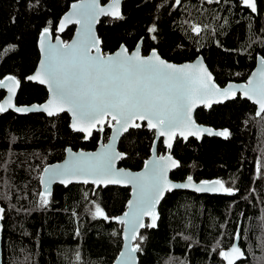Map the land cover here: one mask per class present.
Listing matches in <instances>:
<instances>
[{"label":"trees","instance_id":"obj_1","mask_svg":"<svg viewBox=\"0 0 264 264\" xmlns=\"http://www.w3.org/2000/svg\"><path fill=\"white\" fill-rule=\"evenodd\" d=\"M76 0H0V77L14 75L21 85L16 104L41 103L48 91L27 80L40 59L38 40L45 27L58 33L60 18ZM108 0H103L106 2ZM241 0H125L123 19H101L98 33L105 53L125 44L131 49L143 39L173 62L202 55L215 80L244 81L264 57V0L258 13ZM156 26V32L148 29ZM199 27V33L193 27ZM75 27L62 37L68 41ZM155 36L153 40L151 37ZM10 46H15L10 48ZM5 92L0 91V100ZM237 95L225 103L200 107L198 123L227 129L231 135H204L187 141L177 137L173 154L180 165L174 180L219 179L234 191L223 194L189 190L167 192L159 208L157 226L142 228L139 264H225L220 255L238 235L245 258L236 264H264V113ZM70 116L43 112L0 113V205L5 208L3 264H113L123 245L118 223L127 209L130 187L57 184L46 208L38 206L44 167L62 160L67 148L95 149L106 142L111 124L88 140L70 128ZM155 131L144 124L120 138L125 153L120 166L138 170L151 155ZM162 139L159 153H165ZM96 205L109 219L94 216ZM14 206V207H13ZM77 254L79 259H77Z\"/></svg>","mask_w":264,"mask_h":264},{"label":"snow or ice","instance_id":"obj_2","mask_svg":"<svg viewBox=\"0 0 264 264\" xmlns=\"http://www.w3.org/2000/svg\"><path fill=\"white\" fill-rule=\"evenodd\" d=\"M206 2L211 3L212 0ZM242 2L251 12L257 11V0ZM39 3L40 0H32L29 7L35 8ZM175 3L180 4L181 0H175ZM119 4L120 0H113V6L109 9L98 7L96 0H80V3L73 4L72 13L64 18L58 28V31H63L65 23L71 22L72 16L78 17L75 22L82 25L81 39L72 44L62 42L51 44L48 41L51 30L45 27L40 34V48L44 54L40 71L27 79L46 84L52 99L43 106L24 108L13 105L9 97L7 104H0V113L13 107L16 112L21 113L34 111L40 107L49 116H55L67 110L74 117L72 128L87 132L89 136L90 126L106 116H111L123 131H128L129 127L139 128L140 124L133 123L134 119L139 118L146 120L149 128L158 129L161 135H168L170 132L174 133L176 129L183 128L187 129V135L191 136H199L202 133L225 138L230 136L231 133L227 129L214 132L210 128L197 125L192 119L191 113L197 101L211 107L207 99L210 95L223 97L224 100L232 98L230 93L234 95L233 86L221 90L212 83L211 74L201 64L179 66L171 64L160 58L155 50L151 55L144 57L140 55L139 47L133 53H129L124 46H121L115 55L101 53L98 46L100 41L92 31V24L101 14L123 19ZM192 31L199 33L201 29L197 26L193 27ZM148 32H156V26L150 27ZM151 38L156 39L154 35ZM14 47L10 46L9 50ZM93 49L95 54L92 52ZM260 65L258 72L248 84L241 86L244 95L254 99L259 105L258 116L264 113V57L260 58ZM5 80L15 87L19 86L20 81L15 76H7L0 80V87H7L10 93H14L15 88L6 85ZM180 135L184 136L185 132L181 131ZM168 146L171 147V143ZM68 151L71 152L70 149ZM120 155L112 151L111 146H107L99 154H73L64 165L45 167L43 172L47 179L41 181L45 184V190L39 193L38 206L46 208L49 205L51 192L47 185L55 179L65 184L71 183L75 177H99L101 182L107 180L109 183H121L122 179H126L134 184L136 192L134 205L130 202V207H133L131 219L128 221L119 217L115 219H120L122 223L127 222L134 231L138 225L144 226L139 223L144 213L152 216L149 226L156 227L158 216L154 211L155 204L162 199L168 188L194 187L197 192L222 190L230 194L234 191L231 187H225L221 180L203 181L196 185L191 176L187 177L188 182L185 184H171L166 179L167 166L169 163L172 167L179 166V162L172 160L171 156H161L158 160L150 162L151 168L144 173H124L114 167V161ZM92 182L96 183L95 180ZM84 183H88V180L84 179ZM5 211V208L0 207V221L5 218ZM93 215L109 219L99 205H96ZM125 216H129V213ZM2 227L0 225V229ZM140 250V245L137 244L127 252L121 253L125 258L122 264H134V253ZM220 255L228 264H236L244 253L239 247L233 246L230 251L222 252Z\"/></svg>","mask_w":264,"mask_h":264},{"label":"water","instance_id":"obj_3","mask_svg":"<svg viewBox=\"0 0 264 264\" xmlns=\"http://www.w3.org/2000/svg\"><path fill=\"white\" fill-rule=\"evenodd\" d=\"M125 0H120V4H119V10H120V13H122V7H123V3H124ZM182 1V0H181ZM97 2V5L98 7L100 8H104V9H109L113 6V0H108L106 2H103V0H96ZM242 2V0H241ZM80 3V0H76L74 2H72V4L70 5L69 9L66 10V12L62 15V17L60 18V21L59 23H57L58 25V28L61 24V22L64 21V18L66 16H69L70 13H72L73 11V8H72V5L73 4H78ZM243 6H245L243 4V2L241 3ZM247 7V6H246ZM258 13V6H257V11L255 12V14ZM107 16H110L112 17L111 15H107V14H101L95 23L92 24V31L94 33V35L99 39L100 43H99V47L101 49V53L103 55H115L117 52L120 51L121 49V46H124L127 48V46L125 44H122L120 46L117 47V49L113 52H109V53H105L104 50L102 49V40L100 38L99 33H98V25H99V22L101 21L102 18L104 17H107ZM71 22H66L65 23V26H64V30L63 31H58L59 34H57L56 36H54L52 34V32L50 33V36L48 38V41L53 44V45H56L58 43H63V44H72L74 41H78L81 39V32H82V25L80 23H76L75 21L78 19V17H75V16H72L71 18ZM71 26H74L75 29H74V32L72 34V36H70L71 38L68 40V41H65L64 38L62 37V33H64L69 27ZM39 40H38V45H39V51H40V59H39V62L37 63V67L35 69V71L33 73H31L29 76H33L35 75L38 71H40V64H41V61L44 59V54L42 53L41 51V48H40V37H38ZM142 41H140L137 46H135V48L133 50H129V48H127L129 50V53H133L136 51L137 47H139L140 49V55L141 56H144L143 52H142ZM153 51V50H152ZM152 51L148 54V55H145L144 57H147L149 55H151ZM156 53L160 56V58H162L163 60H166L167 62L171 63V64H175V65H184V64H193V65H196V64H201L203 66V68H206L207 69V72L211 74V81L212 83H214L217 87H219L221 90L223 89H226L228 88L230 85L233 86V92H234V95H232V93H230V96H232V98L228 99V100H232L234 98L237 97V95L241 96L242 98H246L248 100H250V102H253L257 108V112L259 111V105L255 102L254 99H250L249 97L245 96L244 95V92H243V89L241 86H244V85H247L248 84V81L253 77L254 74H256L258 72V69L261 67L260 65V58L263 57L262 55H259L257 56V60H256V65L255 67H253V70L251 71V73L249 74V76L246 78V80L244 81H240V82H236V81H228L226 85L224 86H221L219 83H217V81L215 80V75L212 73V71L209 69L205 59L202 57V55H199L197 56V58L195 57L194 60L192 61H186V62H182V63H177V62H173V61H170L168 59H165L159 52L158 50H156ZM93 54H95V49L92 50ZM7 76H14V75H7ZM7 76H4L3 78L0 77V80H3L5 77ZM27 78V77H26ZM17 80H19L18 78H16ZM28 80V79H27ZM29 81H32V82H36L42 86H44L46 88V90L48 91V96L46 98V100H44L43 102L41 103H37V102H34V103H31V104H16V100H17V94H18V90L20 89V85L21 83L19 84L18 87H15L14 85H11V83L9 81H6L5 80V84L6 85H9V86H12L15 88V91L14 93H10L7 89V87H0V91L3 90V92H5V95L4 97L0 100V104H7L8 100H9V97H11V103L13 105H15L16 107H24V108H32L33 106H43L45 104H47V102L52 99V94L48 88V86L46 84H41L39 83V81L37 80H29ZM208 101L211 103V107L213 104H218L216 103L215 101L219 100L220 102L219 103H225L226 101L228 100H224L223 97H220V96H217V95H210L208 98ZM200 107H206V108H209L205 103H202L200 101H197L196 102V106L194 107V109L192 110V113H191V116H192V119L195 120L196 124L203 127V128H210L212 129L214 132H219V131H223L225 129H217L213 126H210V125H206V124H201V123H198V121L196 120V112H197V109H199ZM9 110H12L14 112L15 111V107L13 108H10L8 109L7 111ZM52 110H55V109H52ZM6 112V111H5ZM32 112H43L46 116H49L47 114L46 111H44L42 108L38 107L36 110L34 111H29V112H16V113H19V114H28V113H32ZM60 113H67L69 116H70V119H71V122H70V128H72V124L74 122V117L72 116V113L65 110L64 112H59L58 114ZM110 123L111 125V133H110V136H109V139L104 142L103 140L100 139L99 143H98V146L95 148V149H91V150H87V149H78V150H74V149H70L67 148L66 150V153H65V157L60 160V161H57V162H54V163H50L48 165H46L45 167H50V166H56V165H64V163L69 160L70 156L73 155V154H99L101 152H103L107 146H111V150L114 151L115 153H118V154H121L118 158L115 159L114 161V167L116 170H122L124 173H131V174H137V173H144L146 171H148L150 168H151V164L150 162L152 161H156L159 159V157L163 156V157H168V156H171L172 160H175V161H179L175 155L173 154V147H174V144H175V141H176V138L177 137H180L182 139H184V141H187L189 138L191 137H194V138H197V139H202L204 137V135H208V136H217V135H209L208 133H202L201 135L199 136H191V135H187V129H183V128H179V129H176L174 131V133L170 132L168 135H161L160 134V131L158 129H153V128H149L147 126V121L146 120H141L139 118H136L134 119L133 123H137V124H140L142 126V124H144L146 126V128H148L149 130H153L155 131V136H154V142H153V145H152V149H150L151 151V155L149 156V158L145 161V163H143V167L138 169V170H132L130 168H127V167H124V166H120L118 164H120L121 160L126 156L124 152H121L120 149H119V143H120V138H122V136L128 132L131 128L133 127H129L128 128V131H123V129L120 128V126L116 123L115 120H113L111 118V116H106L104 118H102V120L98 121V122H95L93 125L90 126L91 128V135L89 136L87 132H80V131H76V132H80L84 135V139L83 140H88L90 139L92 136H93V133L95 131H104V126H106L107 123ZM140 126V127H141ZM102 129V130H101ZM181 131H184L185 132V135L182 136L180 135V132ZM187 137V138H185ZM162 139V142L165 146V150L166 152L165 153H159V151L157 150L158 149V143H159V140ZM169 143H171V147H169ZM71 150V152H69L68 150ZM180 165V163H179ZM44 167V168H45ZM168 170L166 172V179L167 181H169L171 184H185L187 183V178L184 179V180H174L170 175L171 173L177 169L178 167H172L171 166V163L168 164L167 166ZM44 179H47V176L46 174L42 171V174H41V177H40V182ZM84 179H87L88 180V183H84ZM95 180L96 183H93L92 181ZM192 180H193V183L196 184V185H200L201 182L203 181H197L194 177H192ZM216 180H219V179H214V180H206L208 182H212V181H216ZM73 183H76V184H91L94 186L95 189L99 188L100 186L101 187H106V186H109V185H116V186H123V187H130V191H131V196H130V199L129 201L126 203L127 204V209L120 215L118 216L119 218L125 220V221H128L129 219H131V212L133 211V207H130V202H133V205H134V202L136 200V192L134 190V184L132 183H129L126 179H122L121 183H109L107 180H104L103 182H101V178L99 177H93V176H89V177H75V178H72V182L71 183H61L59 179H55L53 180L49 185H47V188L48 190L51 192V195H52V192L54 191V187L55 185L57 184H60V185H64V186H68L70 184H73ZM225 184V183H224ZM226 186V185H225ZM217 188H219V186H217ZM45 190V184H43L41 182V192H43ZM174 190H189V191H194V192H197L195 190L194 187H188V188H168L164 193H163V196H162V199L159 200L158 203L155 204V208H154V211L155 213L157 214L158 216V219H159V208H160V205H161V201L164 200V197L165 195L167 194V192H171V191H174ZM197 193H209V194H223L225 192H223L222 190H217V191H208V192H197ZM0 207H2L0 205ZM149 211H152V209H149ZM126 213H129V216H125ZM158 219L156 220V226H157V222H158ZM3 221V220H2ZM0 221V225L3 226V222ZM152 222V216L148 215L147 213H144L141 215V218H140V221L139 223L140 224H143L144 226L141 227V226H137L135 228V230L133 231L130 227V225L127 223V222H124L122 223L120 219H118V223L122 225L123 227V245H122V249L119 253V255H117V258L115 259L114 263L113 264H122L123 260L125 259L124 257L121 256V253H125L128 251L129 248H132V247H135L137 245V243L135 241H137L138 237L140 236L141 234V231H142V228H145L147 225L149 226ZM150 227V226H149ZM151 229L154 228V227H150ZM239 232H240V226H239V229H238V235L235 238L234 242L232 243L231 246H229L228 248H226L223 252H228L231 250V248L233 246H236V247H239L241 249V251L244 253V255L236 261V263H238L239 261H241L242 259L245 258V251H243V247L241 246L240 244V236H239ZM2 233H3V227L2 229H0V264H3V248H1L2 246ZM139 251L135 252L134 253V256H135V262L134 264H139ZM224 263L225 264H228L227 260L224 259Z\"/></svg>","mask_w":264,"mask_h":264},{"label":"flooded vegetation","instance_id":"obj_4","mask_svg":"<svg viewBox=\"0 0 264 264\" xmlns=\"http://www.w3.org/2000/svg\"><path fill=\"white\" fill-rule=\"evenodd\" d=\"M182 1H187V0H182ZM182 1H181V2H182ZM193 32H194V31H193ZM140 41H142V46H143V39L141 38V39L139 40V42H140ZM139 42H138V43H139ZM138 43H137V44H138ZM136 46H137V45H136ZM142 46H141V47H142ZM134 48H135V46H134ZM134 48H131V49H129V50H133ZM155 49L158 50V48L152 47V48H150V50H149L148 52L145 53V52H144V48L142 47V52H143V54H144V56H145V55H148L152 50H155ZM158 52H159V51H158ZM159 53H160V52H159ZM160 54H161V53H160ZM161 55H162V54H161ZM163 57H164V56H163ZM164 58H165V57H164ZM196 58H197V57H196ZM165 59H166V58H165ZM193 60H194V59H193ZM170 61H171V60H170ZM187 61H192V60H187ZM183 62H186V61H183ZM177 63H182V62H177ZM230 81H232V80H230ZM234 81H235V80H234ZM237 82H240V81H237ZM226 84H227V82H226ZM226 84H225V85H226ZM239 96H240V95H239ZM240 97H241V96H240Z\"/></svg>","mask_w":264,"mask_h":264}]
</instances>
